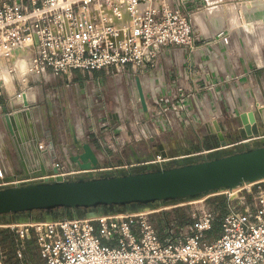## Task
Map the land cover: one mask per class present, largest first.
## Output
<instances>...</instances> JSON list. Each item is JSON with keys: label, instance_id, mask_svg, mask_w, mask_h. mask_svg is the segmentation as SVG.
Here are the masks:
<instances>
[{"label": "built area", "instance_id": "obj_1", "mask_svg": "<svg viewBox=\"0 0 264 264\" xmlns=\"http://www.w3.org/2000/svg\"><path fill=\"white\" fill-rule=\"evenodd\" d=\"M216 3L0 0V63L13 72L21 58L26 57V71L19 79L23 85L27 76L46 74L65 76L70 81L74 70L110 75L117 85L113 112L120 121L114 131L119 132V126H123L124 138L128 140L147 139L159 129L194 127L198 119L196 101L211 109L223 103L224 112L234 117L253 106L244 94L246 83L241 75H229L223 58L224 52L228 53L232 30L241 23L233 25L231 17L226 16V27L213 31L212 23L206 24L202 13L207 14V6L214 7ZM243 5L261 19L264 8L258 6L264 5L263 0ZM198 13L201 21L197 20ZM200 42L221 43L223 50L210 52L208 59H198L195 53ZM257 62L264 67V63ZM136 78L145 95V111ZM125 91L132 97L130 101L125 98ZM125 111H131L134 117H125ZM145 120H150V124ZM251 139L264 140V135ZM244 141L231 145L239 143V147H245ZM98 143L102 148L118 150V142L109 132L100 135ZM208 151L201 148L177 158L205 157ZM152 161L161 166L163 160L157 156ZM66 162L68 155L54 166L59 175L73 177L83 173L75 167L68 168ZM130 165H103L99 170L119 171ZM6 180L0 164V184L9 183ZM261 182L235 191L208 193L206 196H222L212 202L203 196L175 203V207H184L187 221L183 226L170 224L165 238L160 236L150 215L165 211L166 205L4 226L13 231L19 264H34L25 252V238L34 241L41 264H264ZM6 251L0 248V264H6Z\"/></svg>", "mask_w": 264, "mask_h": 264}, {"label": "crops", "instance_id": "obj_2", "mask_svg": "<svg viewBox=\"0 0 264 264\" xmlns=\"http://www.w3.org/2000/svg\"><path fill=\"white\" fill-rule=\"evenodd\" d=\"M248 12L246 22L232 30L228 53L223 54L226 72L232 76L241 75L246 83L244 94L253 104L246 111L255 105H264V67H259L257 62L264 63V19L259 22L254 11ZM236 30L240 31L241 42ZM220 50H223L221 43L200 42L195 55L198 59H208L210 52ZM20 82L18 79L14 91H9L5 97L0 96V164L7 180L52 173L61 158L78 151L73 133L80 141L92 146L102 165H114L134 162L136 158L143 161L157 153L176 155L204 148L207 143L216 141L210 136L203 138L208 135V130L214 132L213 122L222 127L227 142L234 141L241 137L242 127L250 123L247 114L228 116L223 103L211 109L202 107L196 101L194 105L198 106V110H194L198 119L194 127L159 129L147 139L128 140L114 131V125L120 123L111 118L117 85L103 71L74 70L70 81L65 76L46 74L27 76L24 85ZM3 107L9 114L12 132L5 121ZM131 114V111L124 112L125 117ZM145 122L149 125L151 121ZM104 132H109L118 142L117 151L100 146L98 137ZM158 144L162 145L161 149H158ZM66 163L68 168L76 167ZM175 203H162L167 204L166 210L150 215L162 238L166 237L165 230L170 224L183 226L187 221L184 207H175ZM7 236L11 243L12 234ZM7 248L1 250L4 252Z\"/></svg>", "mask_w": 264, "mask_h": 264}, {"label": "water", "instance_id": "obj_3", "mask_svg": "<svg viewBox=\"0 0 264 264\" xmlns=\"http://www.w3.org/2000/svg\"><path fill=\"white\" fill-rule=\"evenodd\" d=\"M142 109L146 110L145 95L140 80H135ZM9 130L12 125L6 107L2 108ZM246 115L250 123L242 127L241 137L227 142L222 127L213 122L214 132L208 135L215 138V143H207L205 157L193 159L181 157L185 153L164 155L157 153L154 157L130 162L128 169L101 172L104 167L92 146L73 133L77 152L70 154L68 160L83 171L73 177L57 173L31 175L8 179L9 183L0 184V224L1 216L9 214V221L26 223L38 220H53L54 209H65L67 218L74 216L94 217L107 212L118 213L142 211L157 204L193 199L203 194L233 189L245 183L264 179V142L250 145L251 138L264 135V105H255L253 109L240 114ZM112 119H118L116 112ZM245 140V147L239 143ZM249 140V141H248ZM162 148L161 144L157 145ZM132 148V147H131ZM213 149V150H211ZM188 153V152H186ZM159 156L163 161L158 166L152 160ZM98 170V171H97ZM54 174V175H53ZM125 207L116 210L115 207ZM33 210L44 211L42 217H34Z\"/></svg>", "mask_w": 264, "mask_h": 264}, {"label": "rangeland", "instance_id": "obj_4", "mask_svg": "<svg viewBox=\"0 0 264 264\" xmlns=\"http://www.w3.org/2000/svg\"><path fill=\"white\" fill-rule=\"evenodd\" d=\"M216 1L218 3H216L214 5V7L207 6L208 7V9H207L208 13L207 14L205 12L202 13L204 18H205V20H206V24H208L209 22L212 23V26H211L212 30H216L217 28L221 29V27L225 28L226 27V21H225L224 17H226V16L227 17H231V19L233 20V25H238L239 23L242 24V23L246 22L247 15L249 16V12L247 13V11H249V10H246V7L243 4H244V2H246V4L248 6H250L251 5L250 3H251L252 0H216ZM256 1L259 2V0H256ZM252 3H254V2H252ZM258 7L259 8H264V5L263 6L261 5V6H258ZM211 13L215 14L214 15L215 18H213L214 19L213 21H209L211 19L207 18V16H210ZM250 18H252V17H250ZM260 18L261 19H259L258 21H262V19H264V14L261 15ZM234 19H236V20H234ZM211 28H209V30H211ZM235 33L237 34V36L239 38V41L241 42L240 31L236 30ZM2 65H4V64L0 63V92H1L0 96H4L5 97L9 93V91H14V87H17L18 79L23 77V74L26 71V67L24 65L23 69H21V65L18 64L19 65L18 66L19 69L16 68V70L13 71V72L9 71V79H10V81H6L7 79L5 80V78L2 76V69H1ZM124 96H125V98L128 101H130L132 99V97H130L128 95L127 91H125ZM137 113L138 112L135 111V114H137ZM132 117H134V114H132ZM116 127H117V125H114L113 128L117 129ZM119 129H120V131L117 134L118 135L122 134L123 136H125L123 134L125 132L124 127L123 126L122 127L119 126ZM128 130H130L129 127H128ZM160 130H162V129H160ZM164 130H166V129H164ZM213 139H215V138H213ZM263 141L264 140H258V141H255L253 143L254 144L255 143L261 144V142H263ZM257 144H255V145H257ZM250 145H251V143H250ZM259 181H262L261 183L264 185V179L259 180ZM254 182H256V181H254ZM254 182H252V183H254ZM252 183L251 182L250 183H245L243 185H250ZM239 187H241V186H239ZM237 189H235V190H237ZM206 195H208V194H203V195H201L199 197H196V198H193V199H187V200L185 199V200H181V201H177V202H184V201H188V200H194V199H198L200 197L206 196ZM206 197H207L206 199H207L208 202H212L213 199H221L222 198L221 195L220 196H215L214 194H210L209 196H206ZM162 205H167V204H157V205L153 206L152 208L159 207V206H162ZM1 222H2V224H0V247L3 250V249H5V248H7L9 246V244H6V243H9V238H7L8 237L7 235L8 234L11 235L13 233V231H11L10 228H8L7 226H4V224H9V223H14V222L13 221H9V220L5 221V222H3L1 220ZM18 225H23V223H18ZM28 241L29 240L27 238L24 239L25 252L26 253H28V249H29V247L27 246ZM3 244H5L6 246H3ZM30 249H31L30 252L33 253V251H34V250L32 251L33 248L30 247ZM8 253H10V252H8Z\"/></svg>", "mask_w": 264, "mask_h": 264}, {"label": "trees", "instance_id": "obj_5", "mask_svg": "<svg viewBox=\"0 0 264 264\" xmlns=\"http://www.w3.org/2000/svg\"><path fill=\"white\" fill-rule=\"evenodd\" d=\"M155 205H157L156 202L152 203V207L155 206ZM115 209H116V210H124L125 207L117 206V207H115ZM31 213H32V215H33L34 217H38V218H40V217L43 216L44 211H41V210H33ZM54 215H55V217H58V216H66L65 209L62 208V207H56V208L54 209ZM9 217H10L9 214L2 215V216H1V220H2L3 222L8 221V220H9ZM7 244H9V246H8L9 248H8L7 251H6L7 259L5 260L4 263H7V264H19V260L16 258L15 253H14V235H13V233H12V240H11V243L9 242V243H7ZM27 246L29 247V249H28V253H26V254H27V256L29 257V259H30L34 264H41V259H40V257L38 256V253H37L36 247H35V245H34V241H33L32 239L28 241ZM30 247L33 248V249H32V251L34 250L33 253L30 252V250H31ZM0 248H1V247H0ZM9 250H10V251H9ZM8 252H10V253H8Z\"/></svg>", "mask_w": 264, "mask_h": 264}, {"label": "bare ground", "instance_id": "obj_6", "mask_svg": "<svg viewBox=\"0 0 264 264\" xmlns=\"http://www.w3.org/2000/svg\"><path fill=\"white\" fill-rule=\"evenodd\" d=\"M262 1V0H261ZM264 1V0H263ZM260 2V1H259ZM251 4V3H250ZM249 4V5H250ZM215 14H212L211 13V15L210 16H207V18L208 19H213L215 16H214ZM196 16H197V20H200V18H201V15H200V13H198V14H196ZM217 18V17H216ZM26 60H27V58L26 57H22L21 58V60H20V65H21V69H23V67H24V65H25V63H26ZM25 67H26V65H25ZM1 69H2V76L5 78V80L6 81H10V79H9V70H8V67L6 66V64H4V65H2V67H1ZM17 69H19V68H17ZM22 71V70H21ZM20 74V73H19ZM21 75V74H20ZM80 124V123H79ZM80 125H82V124H80ZM77 126H78V124H77ZM78 128V127H77ZM79 128H80V126H79ZM82 129V128H81ZM77 131H80L79 129L77 130ZM254 182V181H253ZM252 183V182H251ZM238 187H235V188H233L232 190H235V189H237ZM25 223H23V225H24Z\"/></svg>", "mask_w": 264, "mask_h": 264}, {"label": "flooded vegetation", "instance_id": "obj_7", "mask_svg": "<svg viewBox=\"0 0 264 264\" xmlns=\"http://www.w3.org/2000/svg\"><path fill=\"white\" fill-rule=\"evenodd\" d=\"M263 142H264V141H263ZM263 142H261V144H262ZM255 144H257V143H255ZM255 144H254V143H253V144L251 143V146H252V145H255ZM257 145H258V144H257ZM199 158H203V157H199ZM193 159H198V158H193Z\"/></svg>", "mask_w": 264, "mask_h": 264}]
</instances>
